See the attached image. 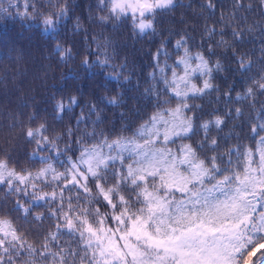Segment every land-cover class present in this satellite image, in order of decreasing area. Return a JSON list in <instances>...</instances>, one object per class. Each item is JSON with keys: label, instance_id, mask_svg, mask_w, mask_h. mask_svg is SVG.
<instances>
[{"label": "snow or ice", "instance_id": "snow-or-ice-1", "mask_svg": "<svg viewBox=\"0 0 264 264\" xmlns=\"http://www.w3.org/2000/svg\"><path fill=\"white\" fill-rule=\"evenodd\" d=\"M177 7L191 4L98 0V14L89 22H127L134 35L154 36L156 17ZM200 8L208 16L199 41L184 29L170 33L178 37L171 52L170 40H161L151 53L153 71L142 96L152 110L139 123L123 124L115 134L98 130V104L81 107L77 95L52 106L54 121L74 114V123L61 130L46 118L33 126L38 114H28L21 125L32 145L28 163L0 152V264H264V0L262 20L252 23L251 0H232L212 24L207 20L215 16V0ZM71 11V0H0V21L18 18L47 37L46 58L56 57L68 68L66 78L75 80L71 65L80 54L61 38ZM73 30L83 31L86 41L80 68L110 69L103 74L115 81L113 93L98 99L122 107L123 88L131 80L124 75L127 62L112 63L115 50L109 53L107 38L101 46L93 35L92 51L79 18ZM255 33L260 47L245 51V44L256 43ZM225 58L235 67L226 68ZM225 71L232 82L221 91L215 80ZM237 82L245 86L233 100ZM213 93L217 100L224 97L225 108L204 119L198 114L202 106L192 101ZM245 101L255 113L244 121L251 135L221 137L230 121L245 115L242 107L228 104ZM21 115L11 117L12 127Z\"/></svg>", "mask_w": 264, "mask_h": 264}, {"label": "trees", "instance_id": "trees-1", "mask_svg": "<svg viewBox=\"0 0 264 264\" xmlns=\"http://www.w3.org/2000/svg\"><path fill=\"white\" fill-rule=\"evenodd\" d=\"M97 2L98 0H71L72 11L61 32V38L66 43L73 45L74 52L80 54L71 65L78 74V79L75 80L66 78L68 68L59 64L56 57L46 58L51 52V42L47 37L34 28H28L18 18L0 21V152H10L13 159L19 160L21 164L28 163L27 154L32 149V145L25 139L24 130L21 127L22 124H27L28 114L33 112L38 114L39 118L33 122V126L46 118L50 125L61 130L70 122L74 123L72 120L74 114L65 115L62 122L54 121L52 106L55 100L66 99L69 95H77L81 107L89 101L98 104L103 119V123L98 125V130L105 129L111 134H115L120 131L123 124L134 126L139 123V120L152 110L148 100L142 96L144 89L150 84L149 73L153 71L151 53L160 46L161 40H170L168 51L171 52V42H174L178 37L170 36V33L181 32L184 29L189 31L195 41H199L205 17L208 16L207 10L200 8L205 0H178L184 5L191 4V8L177 7L173 12L160 13L155 22L157 34L141 37L133 34L130 24L127 22L120 23L115 27L113 26L114 22L107 25L90 23L89 17H95L98 14ZM215 3L217 5L216 13L215 16L207 20L208 24L214 23L219 18L221 11L227 12L232 6V0H215ZM251 3L254 10L247 14L249 23L262 20L259 16L260 0H251ZM77 18L80 19L83 28L87 30L88 44L92 51H96V44L91 43L93 35L97 37L101 46L104 45L107 38L110 41L109 53L111 54L113 49L115 50V58L112 63L118 65L127 62L128 68L124 75H131V80L123 88L122 107L116 108L98 99L105 94L113 93L115 81L108 79L103 74V71H111L110 69L102 71L99 67H94L90 72H85L80 68V59L86 54V41L83 31L75 33L73 30ZM254 35L257 37L256 43L245 44V51L260 47L259 33ZM196 50L195 44H193V51ZM91 59L95 60L96 56L93 55ZM161 59L163 60V57ZM223 63L226 68L235 67L229 58H225ZM258 67L259 65L253 71ZM224 77H228L227 82ZM231 82V72L225 71L217 74L215 83L221 86V91L225 90L227 84ZM244 86L243 83H236L235 91L232 92L233 100L237 92L243 91ZM217 95L219 94L213 93L203 99L192 101V103L202 106L203 110L198 114L204 119L208 118L207 113L213 109L224 110L225 99L220 96V99L217 100ZM260 99L264 100V97ZM228 107H242L245 115L239 120L230 121L219 135L225 137L234 133L241 137L250 136L248 125L244 121L249 119L250 114L254 116L255 113H252L248 108V102L230 103ZM259 107L260 105L257 104V108ZM79 112L80 108L77 107L75 114ZM137 112L140 113L139 116ZM17 113H23V115L19 117L20 123L12 127L14 120L11 117H15ZM121 113L125 114L123 120ZM234 125L238 126L234 127ZM239 125H242V128ZM113 127L115 131H112ZM213 134L216 133L213 132ZM235 142L234 138L229 140V143L234 144ZM244 143H250V141L244 140ZM9 207H11L10 204ZM19 223L23 224V221H19ZM25 227L28 226L25 225Z\"/></svg>", "mask_w": 264, "mask_h": 264}]
</instances>
